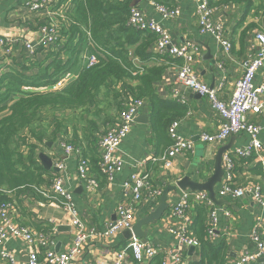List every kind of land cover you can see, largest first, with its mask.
Returning a JSON list of instances; mask_svg holds the SVG:
<instances>
[{
    "label": "crops",
    "instance_id": "obj_1",
    "mask_svg": "<svg viewBox=\"0 0 264 264\" xmlns=\"http://www.w3.org/2000/svg\"><path fill=\"white\" fill-rule=\"evenodd\" d=\"M26 1L0 0V35L15 36L29 31L31 19L26 14L24 7ZM156 1L162 4L168 2L167 0ZM219 1L213 0L214 3ZM244 1L246 0L241 2L226 1L213 6L215 10L212 21L213 23H223L225 37L231 44L229 52L220 51L211 36L198 32L196 21L193 18L195 0H177L180 13L177 18L171 21L162 20L146 0H133L132 5L145 12L148 18H152L161 24L171 36L173 44L193 41L197 45L199 54L193 65L195 74L204 85L211 89L222 86L219 99L226 101L230 99L235 83L242 75L241 62L246 55L254 54L257 51L255 32L264 31V0H248L253 5L251 8ZM85 57L86 55H84L83 60L86 61ZM162 60L159 59V61ZM2 65V61H0V67ZM262 72H264V68L253 79L254 85L262 82ZM175 74L176 67L174 66L165 71L163 79L157 86V96L164 102V107L168 109L164 117L170 118L174 116L172 120L175 119L174 121L179 122L175 133L194 143L195 150L192 154L177 156L170 159V166L164 165L160 157L165 154L171 140L167 132L166 135H159L158 132H153L147 100L135 116L129 133L119 145L117 155L120 156L122 161L120 171L111 183H106L100 178L98 181L99 187L95 192H89L83 181L79 179L76 172L77 158L68 156L64 152L62 144L65 136L62 134L52 141H45L41 151L35 153V160L39 164L38 155L40 153L47 155L54 162L58 158L65 162V170L60 171L58 175L62 177L63 186L70 196L71 203L79 211L80 219L86 230L94 229L97 232H103L105 225L109 221L114 220L115 209L121 201L123 185L130 180L132 175L148 174L153 185L161 189V191L167 186H175L176 182L184 176L202 183L213 172V160L217 150L228 145L231 137L232 147L228 151H233L249 144L247 134L233 135L221 146L200 142L199 136L202 133L208 135L216 133L220 120L211 109L207 100L185 88L177 81ZM175 92L179 97L184 98L185 104H180L176 101ZM176 105L181 112L173 114V110H177L175 109ZM57 115L54 113L48 114L47 118L50 120L48 121L49 129L52 128L49 124L53 121V118L58 117ZM142 116H145L144 120ZM248 118L254 124L264 125V111L258 116L251 115ZM259 139L264 145V134L259 135ZM28 143H31L30 139ZM32 143L38 145L35 142ZM76 147L81 148L80 146ZM26 150V147L21 148L23 153H26ZM260 168V165L252 158L235 160V166L231 173L233 183L244 187L260 183L264 187V181L261 178L262 174H259V172H262ZM224 178L225 174L223 171L221 182L214 187V191L217 199L222 202L217 207L228 211L229 217H225L222 212H219L216 236L211 241L214 246L225 245L224 243L226 242L228 253L232 256L230 260L233 262L234 257L241 251L252 250L249 234L257 216L264 220V210L247 195H243L239 199L220 197L218 192L222 182H224ZM183 193L179 188L168 192V208L174 205ZM7 196L10 198L14 197L11 193L7 194ZM12 204L11 215L16 224L27 227L37 233L48 234L52 228L57 229L51 235L53 242H55L54 249L57 253L65 251L70 246L76 231L70 225L71 216L66 209L56 203L39 201L30 192L18 194L12 200ZM156 205L149 201L148 197L143 199L136 207V220L147 216ZM165 213L159 221L142 227V231L148 234L146 240L160 250L161 257L176 248L174 239L168 232V228L173 224H170L171 221ZM193 219L192 213V222ZM48 227L50 229L46 230ZM41 228L43 230L38 231ZM190 232L194 236L191 228ZM128 243L122 233L110 237H94L84 246L83 254L74 258L73 264H111L116 252L125 248ZM1 252L12 256L14 259L13 264H28L25 247L17 240H11L0 246V264H8L2 258ZM193 253L191 255L188 254L189 257L193 256ZM124 264L127 263L125 262Z\"/></svg>",
    "mask_w": 264,
    "mask_h": 264
},
{
    "label": "built area",
    "instance_id": "obj_2",
    "mask_svg": "<svg viewBox=\"0 0 264 264\" xmlns=\"http://www.w3.org/2000/svg\"><path fill=\"white\" fill-rule=\"evenodd\" d=\"M162 20L171 21L178 17L180 11L177 0H167L166 4L156 0H146ZM195 10L193 18L196 21L198 32L211 36L220 51L229 52L230 41L225 37V28L222 22L213 23V13L215 8L211 6L210 0H195ZM71 0H27L24 7L26 14L31 19V28L28 32L15 36L0 35V61L2 66L9 65V56H16L20 52L31 55L38 46L48 48L60 40V29L63 22H67V8ZM127 24L137 31L148 32L155 36L153 53L158 59L170 57L179 59L182 65L176 68L175 77L185 88L193 93L205 98L211 109L217 114L220 122L215 134L208 135L202 133L199 136L200 142L208 145H219L227 139L237 134H247L249 144L233 151H226L222 156V169L225 174L224 182L219 189V196L239 199L243 195L249 196L258 203L264 210V187L257 183L250 186H237L232 180V171L235 160L254 159L262 169V179L264 181V145L259 139V135L264 134V125L254 124L249 120V116H258L264 111V72H262V82L254 85L253 79L264 68V31L255 32L257 51L254 54L246 55L241 62L242 75L235 83L233 93L228 100L219 99V88H209L204 85L193 70L194 62L199 54L197 45L193 41H186L183 44H173L171 36L161 24L152 18H148L145 12L132 6L129 10ZM87 67L97 64L94 54L85 57ZM135 64L139 66L137 60ZM1 66V67H2ZM0 72L5 69H1ZM75 76L66 73L59 78L52 86L39 88L38 91H56L62 89L73 80ZM33 91L32 89H29ZM176 101L185 104L183 97L174 94ZM146 100L136 99L127 103L118 113L116 120L108 125L104 133L97 141V150L100 155L99 171L105 177L106 183L114 181L116 174L122 167L120 156L117 155L119 145L127 136L131 125L139 110L145 105ZM179 126L178 121H173L167 128V135L171 140L170 147L160 160L165 166H170V159L180 155L192 154L195 145L191 140H186L178 136L175 132ZM64 152L68 156L77 158L76 172L80 180L83 181L89 192L98 189L99 182L90 173V166L86 159L81 156V149L71 143L63 142ZM53 166L58 170L54 175L48 189L40 190L44 197H48V192L59 196L61 199L58 206L66 209L70 216V225L76 233L70 246L63 252L57 253L54 249L50 233H37L33 230L16 224L11 215L13 210L12 202L0 203V246L11 240L19 241L26 250L28 264H73L75 257L83 254L84 246L94 237H110L115 234L130 230L134 225L135 210L137 205L149 198L154 205L157 204L162 194L161 189L156 188L146 173L134 174L130 180L125 182L122 188L121 201L117 204L114 212V220L109 221L103 232L94 229L86 230L80 219V213L71 203L70 196L63 186V179L60 171L65 170V162L62 159H55ZM195 205H203L208 209L207 238L212 240L216 236L218 228V215L222 212L225 217H229V212L221 210L209 199L208 194L203 191H186L179 200L168 208L167 217L173 224L168 228V232L174 239L176 248L160 259V264H186L187 252L189 248L196 249L199 246L198 240L192 236L190 226L192 223V209ZM264 220L257 216L251 228L249 239L252 250H243L233 259V264H251L263 260L264 263ZM128 245L118 250L111 264H146L160 255V250L148 240L131 237ZM3 259L8 264H13L14 259L7 253L1 252Z\"/></svg>",
    "mask_w": 264,
    "mask_h": 264
},
{
    "label": "trees",
    "instance_id": "obj_3",
    "mask_svg": "<svg viewBox=\"0 0 264 264\" xmlns=\"http://www.w3.org/2000/svg\"><path fill=\"white\" fill-rule=\"evenodd\" d=\"M226 1L243 0L210 3L214 6ZM132 2L71 0L59 41L48 48L38 46L28 56L23 52L11 55V63L1 67L5 70L0 72V203L12 202L18 194L27 192L39 201L59 203V196L48 192V197H44L40 192L43 187H50L56 173L43 169L35 160V153L41 151L45 141L60 134L65 136L64 142L81 147L90 173L106 182L99 171L97 141L120 110L133 100H147L153 132L166 135L175 119L164 117L168 109L157 96V86L165 71L180 67L182 61L167 56L159 61L153 53L155 36L127 24ZM244 2L249 8L253 6L248 0ZM91 54L98 62L87 67L83 57ZM66 73L75 78L62 89L38 91L52 86ZM175 109L173 114L181 112L177 105ZM49 113L58 114L49 124L50 129ZM22 147L27 148L26 153ZM9 193L14 197H8ZM192 212L190 228L199 246L186 264H232L226 242L214 246L207 238L208 209L195 205ZM160 259L159 255L146 264H160Z\"/></svg>",
    "mask_w": 264,
    "mask_h": 264
},
{
    "label": "water",
    "instance_id": "obj_4",
    "mask_svg": "<svg viewBox=\"0 0 264 264\" xmlns=\"http://www.w3.org/2000/svg\"><path fill=\"white\" fill-rule=\"evenodd\" d=\"M143 120L145 116H142ZM232 147V137L229 141V144L223 147H220L214 157L213 160V172L209 178L205 182H196L193 181L190 177L184 176L179 181L176 182L175 186H167L163 191L162 194L158 200V203L156 207L145 217L140 218L135 221L134 225L130 230H125L122 232V235L125 240H129L131 237H134L136 239H147L148 234L145 231H142V227L151 224L153 222L159 221L163 214L168 209L167 204V195L168 192L174 191L176 188H179L182 192L186 191H203L208 194L209 199L214 203L215 206H220L222 202H220L217 197L216 193L214 191V187L221 182V178L223 176V169H222V156L223 154L230 150ZM38 159L40 162V165L45 169L46 171H51L54 173H57L58 170L55 166H53V161L50 157L47 155L40 153L38 155ZM195 249L193 247L189 248L188 254L191 255ZM260 262H263V260H260Z\"/></svg>",
    "mask_w": 264,
    "mask_h": 264
},
{
    "label": "clouds",
    "instance_id": "obj_5",
    "mask_svg": "<svg viewBox=\"0 0 264 264\" xmlns=\"http://www.w3.org/2000/svg\"><path fill=\"white\" fill-rule=\"evenodd\" d=\"M187 256L189 257L188 252H187Z\"/></svg>",
    "mask_w": 264,
    "mask_h": 264
},
{
    "label": "rangeland",
    "instance_id": "obj_6",
    "mask_svg": "<svg viewBox=\"0 0 264 264\" xmlns=\"http://www.w3.org/2000/svg\"><path fill=\"white\" fill-rule=\"evenodd\" d=\"M23 34V33H22ZM50 121V120H49Z\"/></svg>",
    "mask_w": 264,
    "mask_h": 264
}]
</instances>
